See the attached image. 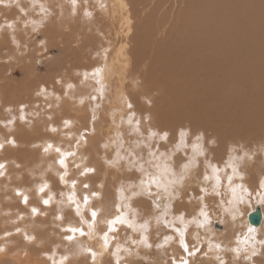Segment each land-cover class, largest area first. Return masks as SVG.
I'll list each match as a JSON object with an SVG mask.
<instances>
[{"label":"bare ground","instance_id":"1","mask_svg":"<svg viewBox=\"0 0 264 264\" xmlns=\"http://www.w3.org/2000/svg\"><path fill=\"white\" fill-rule=\"evenodd\" d=\"M182 3L185 4L183 8L179 6ZM105 11L110 15V25L118 44L108 55L109 63L102 69L101 77L98 71L93 86L86 84L92 87V91L89 89L86 94H76L74 97L66 93L69 99L64 104L56 105L57 121L53 113L42 119L26 118L27 113L21 111V104L12 106L18 108L16 116L22 117L15 124L11 125L15 116L8 117L10 109L4 111L7 115L0 113V123L6 126L0 128V151L3 152L0 155L4 160L12 161L8 167L4 166L6 178L0 183L3 185V188L0 187V202H8V206L0 205V216L9 222L1 233L0 264H143L152 257L155 248L160 256L152 259L153 264H182L185 256L189 264H207L208 260H212L211 264H227L226 254L230 249L236 251L235 248L239 249L234 255L237 263L242 256L251 264L264 261V208L261 207L262 221L259 225L250 221L249 212L244 214L245 203L235 206L228 204L225 217L227 226L223 223V226L217 225V229H214L216 224L211 220L203 227L191 222L194 217L202 219L198 215L200 208L195 215L191 210L196 205H190L191 198H187L188 192L195 191L192 185L201 175L197 163L202 164L203 161L197 159V155L192 163L187 162V168L182 173L177 172L173 161L167 167L162 163L159 166L161 172L153 173L145 167L144 158H137L139 171L133 168L131 160L132 153H137L133 149H138L144 143L140 139L135 143L136 136H141L143 131L139 122L148 116L153 117V123L158 120V127L166 133L170 131L177 134L184 128H190L199 135L200 145L206 144L207 147L209 137L221 144L225 142L224 139H233L234 135L244 137L247 131L251 132V137L252 133L256 136L259 131L263 132L264 97L257 90V102H238L235 79L243 75L250 84L258 81L260 87L264 88V76L258 77L257 70H249L256 48L264 43V0H112V6ZM176 15L178 19L173 26ZM207 30L210 34H205ZM17 40L20 44L22 39L18 37ZM32 51L35 54V50ZM29 56L26 58L29 59ZM38 58L40 60L42 55ZM208 69L214 73V84L208 78ZM26 72L25 82L40 80L34 69L28 68ZM4 93H0V98ZM74 98L82 99L76 102ZM52 102L55 104V101ZM91 109L95 116L90 120ZM81 119L85 121L81 122ZM38 122H41L40 127L35 125ZM253 124H258V130L253 132L252 129L242 130L239 127L245 125L252 128ZM151 128L150 134L154 127ZM55 133L61 139L58 145L63 148L55 144ZM186 133L190 134V131ZM32 138L39 141V149L44 153L56 152L58 163L63 165L64 159L71 155L70 147L73 145L71 163L76 168L80 167L78 169H81L79 173L82 176L94 173L86 176L90 186L95 185L92 203L83 195V203H88L86 207L78 205V202L73 207L71 202H67L70 198L67 199L65 193L58 192L59 195H55V189L59 190L61 186H55V169L61 172L63 186L70 183L74 176L68 170L61 169L64 170L62 172L52 166L48 168L45 163L42 165L37 160L36 163L33 159H25L26 155L20 158L22 151H28ZM150 138L147 144L153 145ZM42 141L44 144L40 146ZM13 144L18 145V148H13ZM145 148L146 153H151L147 146ZM211 148L208 149L210 154L215 150ZM203 153L201 151L200 156ZM110 161L114 164L111 165ZM175 161H179L178 157ZM101 165H105V171ZM110 165L116 172L109 178ZM27 166L32 168L35 176L40 175L47 180L44 190L52 196L50 206L39 203L44 194L47 195L42 188L36 187L33 179H26L24 169V175L20 174L22 168ZM67 167L64 165L63 168ZM236 170L240 173V169ZM133 172L140 174V179L133 188H129L127 181ZM202 176L213 190L218 191L222 187V183L219 186L215 184L218 171L214 172L213 169L212 172L202 173ZM205 176L209 179L206 180ZM242 176V181L238 176L234 178H238L237 183L247 187V183H250L246 181L247 172ZM152 177L161 186L151 184L149 190L148 182ZM68 180L70 182H65ZM115 184H118L117 189ZM39 192L40 195L34 199L33 193ZM229 192L231 200L232 194ZM237 194L243 193L238 190ZM207 195L204 194V198ZM11 201L18 202L19 206L15 202L11 205ZM195 202L199 206L203 203L200 199ZM183 208L188 211L189 220L180 219L179 213ZM93 212L96 213L95 218ZM117 217L132 225L124 226L128 232H139L138 237L135 234L132 236L138 240L142 238L141 249L133 253L120 248L118 244L124 229L118 234L121 232L117 225L119 223H112ZM175 217L178 219L175 220ZM2 222L5 220L0 218V227ZM162 224H170L174 234L161 245L155 246L152 239L162 231ZM249 227L256 229L254 236L248 232ZM180 231H184L188 252L195 251L194 255L189 256L184 250ZM209 239L212 247H209ZM231 243L235 247H231ZM203 246L207 252L201 253L199 249ZM47 255H52L51 259L47 260Z\"/></svg>","mask_w":264,"mask_h":264},{"label":"rangeland","instance_id":"2","mask_svg":"<svg viewBox=\"0 0 264 264\" xmlns=\"http://www.w3.org/2000/svg\"><path fill=\"white\" fill-rule=\"evenodd\" d=\"M111 6L112 0H75V2L74 0H4L3 3H0V26L2 25L1 27L4 29L3 30L2 28H0V35L2 34V37L0 36V93H4L3 91L6 90V92L3 94V97L0 98V113L8 111V109H10L11 114L8 117L15 116L14 119L12 118L13 120L11 125L18 122L21 117L16 116L18 108H12L13 105L21 104L23 106L21 111H25L27 113L26 115L24 113L26 118L30 116L31 118L34 117L36 119H42L47 117V115H49L50 113H53L57 121L58 111L56 105L60 103L64 104L69 99V97H74L76 94H86V92L90 91L89 89H91L92 91V87L89 86H93L94 79L97 78L96 74L98 71L99 77H101L102 69L109 63L108 55L112 50L116 48L118 44V40H116V36L110 25V15L106 14L107 12L105 11V9H109ZM179 6L183 8L185 7V4L182 3L179 4ZM175 9L177 10L176 6ZM177 19L178 15H176L175 21L173 22V26ZM9 25L13 26L9 28ZM204 25L207 29L209 28L207 23H205ZM6 28H9L10 30ZM24 31H26L27 33ZM205 32V34H210L208 30ZM11 33L13 36L11 35ZM16 37L22 39L20 44L18 40L16 41ZM45 39L47 40L45 41ZM42 45L43 47L40 48V46ZM29 47L31 50L29 49ZM36 47L37 49H35ZM38 47L40 49H38ZM256 49V52L253 54V64L249 70H257L258 77H260L264 76V43L261 47H257ZM28 50H30L31 52H33L32 50H35V54H32ZM260 50H262V52H259ZM38 51L40 52L38 53ZM41 55L43 59L41 58L40 61L38 56ZM28 56L29 59L26 58ZM28 68H32L38 73L40 78L39 81H35L32 83H27L24 81V77L27 73L26 71ZM208 78L210 82L214 84L215 76L213 71L209 69ZM86 84L89 86H87ZM257 90L260 91V95L264 97V88L260 87L258 81H256L252 85L247 81L246 76L239 75L236 77L235 91L238 94V102L247 104L257 102L259 96V94H257ZM66 93H68L69 97L66 95ZM232 95L235 96V92H233ZM74 99L77 102L79 99L82 98ZM52 101H55V104H53ZM234 102L235 104H237L236 101ZM50 103H52V105H50ZM92 110L93 109H91L89 112L90 120L92 119V117L95 116L94 110ZM12 112L15 113L12 114ZM4 113L6 115L8 114L6 112ZM149 117L150 116H148L147 119L145 118L141 120V123L139 122V126H141L140 128L143 129L142 134L144 135H137V141L135 143L139 142L138 139H140V141L144 140V143L141 144L138 149H133L134 152H137L132 153L131 156V160L134 163L133 168L135 170H138L137 158L140 157L145 159V167H148L149 171H152L153 173L158 171L161 172V168L159 166L162 163H165L167 167V164L172 163V161L175 164L177 172L182 173L185 169L184 166L188 165L187 162H191L192 159L194 161L197 155V159L203 161L202 164L197 163L200 168L201 175L200 179L194 181L192 185L195 191L188 192L189 196L187 194V198H191L190 205H196V208L194 210H191L195 212V215H197L196 212L199 210V208H201L203 204L208 205L207 211L209 214V218L214 224H216V227H214V229H217V225L223 226V223L227 226V222L225 223V217L228 214L227 206L228 204H230L228 203L230 201V185L227 180V177L229 175H233V168L240 169V174H244L247 172L246 181H250V183H247V187L253 193V195L249 198L250 203H245L243 206L244 214L248 212L251 213L255 210L257 206L264 208V204H258L256 202L258 199V197L256 196V192L260 190V183L264 181V139H262L264 137V130L262 133L261 131H259L256 136L254 133H252V137L250 135V131H247V134L245 132L246 136L244 137H242L240 134H238L240 135V138L238 137V135H234L233 139L235 140L230 137L231 140L228 138L226 140L224 139L225 142L221 144H219L215 138L211 139L209 137V147H207L206 144L205 146L200 145L198 140L199 135L194 134L193 131L190 130V128H184L181 132H177V134L172 133L170 131L166 133L165 130L163 132V128L158 127L160 124L158 120H154L153 123V117ZM84 121V119H81V122ZM158 122L159 124H157ZM40 123L41 122H38L35 125L37 127H40ZM155 123L157 125V128L159 129L155 128ZM19 124L24 125L21 122H19ZM257 125L258 124H253L252 128H248L245 125H241L239 127H241L242 130L252 129L251 131L253 132L258 130ZM3 127L6 128V126L0 123V128ZM149 128L153 129L151 131V134ZM186 131H190V134L186 133ZM154 132L155 135H153ZM50 133H52V130H50ZM165 133L167 134L166 139L162 138L164 137ZM181 133H186L183 138L181 136ZM149 137H151L150 139L153 142V145L151 143L147 144V142L149 141ZM38 142L35 138L30 139L28 151L25 152L21 150L23 153H20V158L22 159V157L26 155L27 158L25 159H33L34 162H36L37 160L42 165L45 163L48 168L52 166L60 170H68L75 177L72 176L73 178L71 179V182L69 180L65 181L70 183H65V185L63 186L61 184L62 181L60 179L61 172H58L55 169V174H57L55 175V186L59 184L62 186L61 187L59 185V190L55 189V195L65 193L64 195L68 196L66 198H70L67 200V202H71L70 204L73 205V207L77 202L79 203H77L78 205L86 207L85 205H87L88 203H83L82 196L84 195V198L91 200V195L94 193L93 190H95V185L92 184L90 186L88 180L86 179V176H92L94 173L91 172V174H84L82 176L79 173L81 169H78L80 167H74L70 159L73 156V145L70 147L71 155L64 159V165H68V167L63 168L64 165L58 163L57 161L56 152L44 153L42 149H39ZM51 142L53 141L51 140ZM60 142V137H58V135L55 133V144L58 146V148H63V146L58 145ZM42 144H44L43 141L40 142V146ZM11 146L13 148H18V145L16 144H13ZM146 146L149 150H151V153H146ZM86 147L88 148L89 145H86ZM209 148L215 150H213V152H211L210 154L208 152ZM201 151L204 153L200 156L199 153ZM215 151H218V153H214ZM0 153L2 154L3 152L0 151ZM8 153L13 152L9 151ZM87 153H89V151H87ZM41 157H43L44 159ZM176 157H178L179 159L178 162L175 161ZM49 159L52 160L51 163L49 162ZM11 162V160H4L2 155H0V165H2V167H0V183L3 182L6 178V173L3 172V170H5L4 166L8 167L9 165H11L9 164ZM110 163L111 165L114 164L113 161H110ZM111 165L108 167V177H111V175L116 172ZM70 166L72 168H70ZM101 168L104 171L106 170L105 165H101ZM201 168H203V170ZM23 169L25 170L26 175L23 174ZM213 169L218 170L219 177L222 183V187H220V190L218 191H214L212 188H210L211 185L209 183H206L202 176V173L207 171L212 172ZM64 170L61 171L63 172ZM27 172L29 173L27 174ZM20 174L24 175L25 177L27 176L26 179H33V181L35 182V186L42 188L43 193H46L48 196L44 194V197L41 198V201L39 203L41 205L46 204L47 206H50L49 203H51L52 196L49 192H46L44 190L47 184V180H44L43 177L40 175L35 176L32 168L29 166L23 167L20 171ZM137 174L138 173L135 172L131 174V176L129 177V182L127 181V187L133 188L136 184V181H139L140 174ZM238 181V178H233L231 186H235L236 184H238ZM83 185L85 186V188ZM0 187L3 188V185L1 184ZM74 187H76V189ZM117 188L118 184H115V189ZM205 188L208 190L209 195L204 198L203 203H201L202 205L199 206V203L196 204L195 200H199L200 197L204 195V193L201 192V189ZM23 190L25 191V189ZM58 192L60 193L58 194ZM215 192H219L220 195H216ZM40 193L41 192L33 193L34 199L37 198ZM88 193L91 197L88 195ZM78 195H81L80 197L82 199ZM112 196L113 197L111 198L113 200L114 195ZM44 200L47 201V203H45ZM141 200L143 199L141 198ZM14 202L17 204H15ZM55 202L56 200L54 201V203ZM10 204H15L19 206V203L16 201H11ZM0 205L8 206V202H0ZM2 212L7 213L6 210H3ZM179 214L183 216L185 220H189L190 218L188 211L184 208ZM0 218L5 220V222L1 223L2 225L0 227V242H2L3 234L1 233H3V228H5L9 224V222L4 217L0 216ZM177 219L178 218L175 217V220ZM141 220L142 219L140 218V221ZM117 225L121 228V232L118 234L122 233L124 226H132L130 223H119ZM161 227L162 231L158 232L152 239L155 246L161 245L165 239H169L171 235L174 234L173 228L170 224H162ZM219 233H221V231H219ZM132 234L135 233L128 232L126 229H124V234L122 235L123 237H120L121 241L118 245L121 246L120 248L122 250L126 249V251H131L134 253L136 250L141 249L142 238L140 240H138L137 238L135 239L136 236L134 237L132 236ZM137 234H139V232H137L135 235ZM212 238L214 239V237ZM189 242L192 243L193 241ZM209 242L211 243L209 247H212V241L210 239ZM230 246L235 247L234 243H231ZM232 250L233 249H230L226 254L228 256H225V262H228L227 264H251L249 261L247 262L244 259L245 257L243 256L240 259L241 261L239 260L240 262L238 261L237 263L234 258V255H236V251ZM199 251L201 253L207 252V248L205 246L200 247ZM159 256L160 255L158 253V250L155 248L152 257H150L149 260L144 261L143 264H153L152 259L155 260ZM51 257L52 255L45 256L47 260L51 259ZM180 257H182V255H180ZM262 257L264 258V256ZM185 259H187V256H185ZM211 263L212 260L207 261V264ZM255 264H264V261H258Z\"/></svg>","mask_w":264,"mask_h":264},{"label":"snow or ice","instance_id":"3","mask_svg":"<svg viewBox=\"0 0 264 264\" xmlns=\"http://www.w3.org/2000/svg\"><path fill=\"white\" fill-rule=\"evenodd\" d=\"M3 2H4V0H0V3H3ZM74 2H75V0H74ZM9 27H11V25H9ZM153 135H155V133ZM184 135H185V133H181L182 138H183ZM162 138L166 139L167 138V134L165 133L164 137H162ZM198 139H199V137H198ZM0 167H2V165H0ZM184 167L187 168V165H185ZM215 171H218V170L214 169V172ZM234 176H238L241 181L243 180L242 174L238 173L237 170L235 168H233V175H229L227 177V180H228L229 185H230V191H231V194H232V199L229 201V203L233 204V206H235L236 204L250 203V199L249 198L253 195V193L245 185H243L242 183H238V184L235 185V187H231ZM205 179L207 180V179H209V177L205 176ZM142 183H143V181H142ZM148 183H149V190H150L151 184H156L157 187L161 186L160 183L157 181V179L155 177L150 178ZM220 183H221L220 177L216 176L215 177L216 186H219ZM259 187H260V190H264V181H262L260 183ZM165 190H167V189H165ZM238 190H241L243 194L238 195L237 194ZM260 190H258L256 192V196L258 197L256 202L258 204H264V191H260ZM201 192L206 195L208 193V190L206 188L205 189H201ZM215 194L216 195H220L219 192H215ZM203 199H204V196L202 195L200 197V200L203 201ZM45 203H47V201H45ZM207 208H208V205L207 204H203L201 206V208H200V211H199V217H201L202 219H197V218L194 217L191 222L197 224V226H199V227H203L205 224L209 223L210 222V218H209V214H208ZM34 211H35V209H34ZM95 215H96V213L93 212L92 213L93 218H95ZM180 219L183 220V216H181ZM233 219H235V216H233ZM126 222L127 221H125L123 218L117 217L112 223H126ZM186 227H187V225L185 226V228ZM71 231H77V230L76 229H71ZM248 232L251 233L254 236L256 234V229L253 228V227H249L248 228ZM69 238H71V237H69ZM180 238H181V244L184 246V250L186 252H188V247L184 243V231H180ZM217 247H219V245H217ZM197 251H198V249H197ZM236 251L238 252L239 249H236ZM194 254H195V251L188 252L189 256H192ZM182 264H189V262H188L187 259H184V260H182ZM222 264H223V262H222Z\"/></svg>","mask_w":264,"mask_h":264},{"label":"water","instance_id":"4","mask_svg":"<svg viewBox=\"0 0 264 264\" xmlns=\"http://www.w3.org/2000/svg\"><path fill=\"white\" fill-rule=\"evenodd\" d=\"M249 219L255 225L261 224V221H262L261 207L258 206V208L255 211L251 212L249 215Z\"/></svg>","mask_w":264,"mask_h":264}]
</instances>
